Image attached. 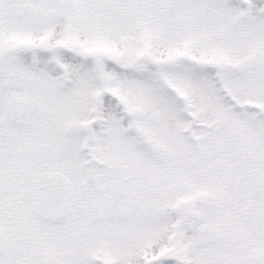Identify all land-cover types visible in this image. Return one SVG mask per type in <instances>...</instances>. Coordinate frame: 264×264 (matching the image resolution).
<instances>
[{
    "label": "snow or ice",
    "instance_id": "obj_1",
    "mask_svg": "<svg viewBox=\"0 0 264 264\" xmlns=\"http://www.w3.org/2000/svg\"><path fill=\"white\" fill-rule=\"evenodd\" d=\"M0 264H264V0H0Z\"/></svg>",
    "mask_w": 264,
    "mask_h": 264
}]
</instances>
